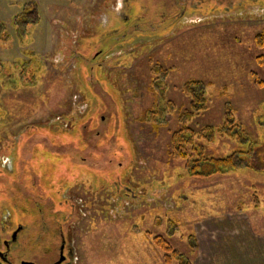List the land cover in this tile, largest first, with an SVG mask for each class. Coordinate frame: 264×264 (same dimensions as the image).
<instances>
[{"label":"rangeland","instance_id":"374dc122","mask_svg":"<svg viewBox=\"0 0 264 264\" xmlns=\"http://www.w3.org/2000/svg\"><path fill=\"white\" fill-rule=\"evenodd\" d=\"M29 5L23 16L38 20L20 34L15 17ZM262 35L264 0H0V160L16 158L0 179V235L4 211L16 223L36 208L19 190L14 205L13 178L48 204L71 186L81 204L69 221L78 264H166L153 235L189 253L186 236L207 210L244 208L264 220V87L251 77H264ZM190 79L207 83L209 96L190 126H218L232 107L261 146L258 167L182 175L185 161L169 153L179 113L157 130L142 117L166 100L186 108ZM205 146L225 155L237 143L218 136Z\"/></svg>","mask_w":264,"mask_h":264},{"label":"trees","instance_id":"16d2710c","mask_svg":"<svg viewBox=\"0 0 264 264\" xmlns=\"http://www.w3.org/2000/svg\"><path fill=\"white\" fill-rule=\"evenodd\" d=\"M30 6L32 5L23 8L15 17V25H17L20 34L26 30L29 24L38 20V18L36 20L34 17L33 19L35 20L26 19L32 17L29 14L23 16L30 9ZM36 11L35 8L33 13H36L35 15L38 17ZM6 29L7 27H4V30ZM1 36L0 38H3ZM258 41L261 48H263V35L258 38ZM256 60L264 71V52L260 53ZM251 77L255 86L264 87V77H261L257 70L251 71ZM207 87V83L202 80L190 79L186 81L182 86L184 93L190 97L189 105L186 108L178 109L173 101L166 100L164 103L159 102L155 108L145 111L142 120L149 122L153 129L157 130L168 123V113L173 114L176 111L179 113V126L172 131L169 153L172 158L185 161V172L182 175L208 177L214 174H229L242 168L258 167L256 161L262 162V151L260 153L258 151L261 146L251 138L245 127L235 120L232 107L226 109L225 121L218 126L205 125L200 129L190 126L189 123L198 113L209 107ZM156 93L159 94L160 101L163 94L158 91ZM260 123L264 124L261 120ZM218 136L227 137L235 141L237 143L236 149L225 155H209L205 143L211 142ZM153 236L156 245L162 251L166 264H194L193 255L191 254L198 246L194 232L186 236L189 241V253L174 247L169 239L162 234Z\"/></svg>","mask_w":264,"mask_h":264},{"label":"flooded vegetation","instance_id":"af4514ba","mask_svg":"<svg viewBox=\"0 0 264 264\" xmlns=\"http://www.w3.org/2000/svg\"><path fill=\"white\" fill-rule=\"evenodd\" d=\"M109 14L114 16L112 11ZM118 23H120V20H118ZM112 24L114 25V23ZM101 50L104 51L103 49ZM109 53L112 54L115 51L109 50L106 55ZM2 161L0 160V166L2 167L0 179L5 176L8 178L10 172L14 173L16 158L14 156L10 163H8V160H5L4 163ZM19 182L20 178L19 180L13 178V180H7L6 182L13 188L12 202L15 206L21 204L20 196L18 194L15 195V192L19 190L21 194L30 195L29 197L27 196V201L34 204L36 208L32 210L33 212H27L19 217V221L16 223L10 219L12 214L7 210L4 211L1 219L3 235H0V264H22L24 261L40 264L38 259H34L35 254L39 258L42 255L43 260H47V264H78L74 230L71 228V223L72 220L79 218L77 212V209L81 206L79 197H68L66 192L71 186L67 184L66 189L61 192L59 198L61 202H56L55 196H52L50 201L51 205L55 204V208L58 207L61 211H52V209H47L50 203L48 204V201H44L46 198L50 199L48 195L37 191H27L25 190L26 188L23 189ZM52 208L55 209L54 207ZM24 218L26 220L22 221L21 219ZM70 220L71 223L69 222ZM64 223H67L66 227L63 226ZM29 255H32L33 258Z\"/></svg>","mask_w":264,"mask_h":264},{"label":"crops","instance_id":"0c3cea01","mask_svg":"<svg viewBox=\"0 0 264 264\" xmlns=\"http://www.w3.org/2000/svg\"><path fill=\"white\" fill-rule=\"evenodd\" d=\"M247 209L203 211L193 223L194 264H264V224Z\"/></svg>","mask_w":264,"mask_h":264},{"label":"water","instance_id":"95a60500","mask_svg":"<svg viewBox=\"0 0 264 264\" xmlns=\"http://www.w3.org/2000/svg\"><path fill=\"white\" fill-rule=\"evenodd\" d=\"M22 264H33V262H31V261H24Z\"/></svg>","mask_w":264,"mask_h":264}]
</instances>
